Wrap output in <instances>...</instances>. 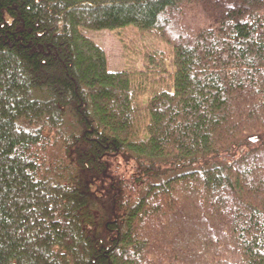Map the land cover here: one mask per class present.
<instances>
[{
  "label": "trees",
  "instance_id": "1",
  "mask_svg": "<svg viewBox=\"0 0 264 264\" xmlns=\"http://www.w3.org/2000/svg\"><path fill=\"white\" fill-rule=\"evenodd\" d=\"M0 264H264V0H0Z\"/></svg>",
  "mask_w": 264,
  "mask_h": 264
},
{
  "label": "rangeland",
  "instance_id": "2",
  "mask_svg": "<svg viewBox=\"0 0 264 264\" xmlns=\"http://www.w3.org/2000/svg\"><path fill=\"white\" fill-rule=\"evenodd\" d=\"M192 16L190 21L196 25L209 24L211 19L203 14L201 11H194L189 14ZM118 35L125 41L128 54L126 57V67L130 73H139L144 69V55L147 52H163L167 59L168 69L170 51L168 47L157 40L153 35L148 33H140L133 28H125L118 31Z\"/></svg>",
  "mask_w": 264,
  "mask_h": 264
}]
</instances>
